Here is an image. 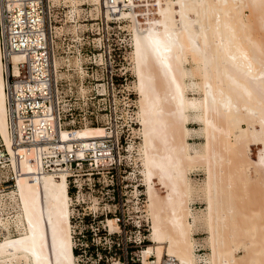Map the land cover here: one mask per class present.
Instances as JSON below:
<instances>
[{"label": "bare ground", "instance_id": "6f19581e", "mask_svg": "<svg viewBox=\"0 0 264 264\" xmlns=\"http://www.w3.org/2000/svg\"><path fill=\"white\" fill-rule=\"evenodd\" d=\"M93 1L104 18L118 11L131 22L142 137L138 150L154 243L141 250V261L143 256V264H152L148 258L152 252L156 261L167 254L177 264H264V211L257 206L248 209L232 189L237 190L239 181L247 186L255 179L251 167L256 178L263 177L256 181L264 186L260 173L264 169V0H156L158 17L149 16L146 22L139 19L136 0ZM63 2L70 7L71 0ZM58 4L61 0H52L53 6ZM255 24L260 35L253 34ZM52 25L55 35H61L63 26ZM79 29L72 27L78 37L83 32ZM18 58L12 54L14 61ZM74 63L83 72L79 56ZM53 64L56 75H61L55 55ZM4 69L0 47V138L14 153ZM189 121L201 127L192 130ZM92 125L76 128L72 138L84 141L106 134L104 126ZM194 134L203 136L204 142L191 144ZM61 135L66 136L65 128ZM254 143L260 144L256 157L251 155ZM10 159L8 165L16 168L17 159ZM233 159H240V164H233ZM197 163L206 174L199 185L189 175ZM20 166L9 194L18 206L13 219L16 231L11 233L10 222H4L7 232L0 239V264H75L69 173H34L36 166L25 159ZM197 190L207 206L194 211L190 200ZM107 221L111 227L117 225L116 218ZM197 224L208 233L210 252L203 259L195 252L198 242L192 236ZM241 247L244 253L237 254Z\"/></svg>", "mask_w": 264, "mask_h": 264}, {"label": "rangeland", "instance_id": "374dc122", "mask_svg": "<svg viewBox=\"0 0 264 264\" xmlns=\"http://www.w3.org/2000/svg\"><path fill=\"white\" fill-rule=\"evenodd\" d=\"M136 2L138 6H135V8L142 22H146V18L149 16L152 18L158 17V5L156 0H136ZM86 4H88L89 7H86ZM57 6L58 5H55L54 7V22L52 23L57 26H63V31L67 32L68 36L74 35L72 27L80 28L78 31H84L90 28L96 31L98 27H106L109 37L108 42L112 48L111 59H113L114 67H116L118 71H125V78L114 82V93L96 95L89 99V96L94 95L95 85H102V83L106 84L105 81L83 78L80 80V71L76 67L74 60L76 56H79L81 60H83L84 57H86L85 53L83 51L77 52L76 49H74L72 53H67L65 55L59 50L57 56L60 60V64L64 66L66 64L75 69H70L68 71L61 69L62 71H59L62 73L64 72L70 77L69 83L66 82L63 86V104L65 106L74 105L77 107V110L79 107L88 111L93 110L99 117H104V107L112 105V101H114L115 105L118 107L129 105L128 111L134 110L136 112V123L133 125V134L131 135L129 132V137H127L128 146H132L133 148L127 146V150L124 151L126 164L121 166L119 172L102 169L100 172L92 175L79 171L68 178V183L70 185L69 192L72 198L71 209L73 211L71 213L73 226L72 236L74 244L78 247L79 251L75 256V264H128L127 259H130L135 264H143V256L141 261L140 251L146 249L150 245H154V243L150 239L152 224L148 207V195L146 193V185L142 174L143 166L141 165L142 161L139 158L141 156L138 150L142 137L140 135L141 125L139 123V94L135 88L136 76L133 67L132 32L129 28L131 22L129 18H121L118 11L113 12L111 18H104L102 11L98 8L99 5L94 4L93 0H71L70 7ZM125 9L129 11L131 8L125 6ZM250 13L249 11L246 12L248 16H251ZM60 29L61 28H59V32ZM252 30L254 35H260L261 33L257 24L253 25ZM80 34H89V38L84 37L86 39H90L97 35V33L94 32L92 34L88 30H85L83 33L79 32V35ZM61 36L62 35L58 33L57 44L60 43ZM69 43H71V40ZM70 48L75 47L71 46ZM65 58H69L71 63L65 60ZM62 73L61 75H64V73ZM125 115L120 116V113H117V118L112 119V123L118 125L123 123L126 118ZM103 120H105V118H103ZM187 124L192 130L201 127L199 123L194 121H189ZM92 126L103 125L99 123L93 124ZM191 137L189 138V142L193 145L204 142L203 136L194 134L191 135ZM0 143L2 144L1 138ZM251 145V155L253 157L258 156L260 144L254 143ZM1 148L2 146L0 145V150ZM236 162L240 164L241 160L233 159V164L238 165ZM198 164L199 163L189 172L192 181L196 185L201 184L206 178L202 165L199 166ZM223 165L226 164L223 162ZM10 168V165L2 160L0 163V219L2 218L0 220V239H2L7 232V229H5V221L8 220V222H10L8 223V229L10 228L9 230L11 233H15L16 231L14 229L13 219L17 213L18 206L14 199L9 196L15 184L12 185L9 179ZM249 173L253 179L255 178L251 183L246 186L245 184H241L243 182L240 183L239 181V183H237V181L235 180V182L233 179V181L238 184V188L237 190L234 189L236 187L232 189L236 191L235 195L240 203L245 201L243 204L245 205L246 203L245 206L248 204V209H250L251 206H257L260 211L262 209L263 213L264 186H261L262 184L259 182L263 177H257L259 181H256L257 172L255 168L252 167ZM260 173L264 176V169H262ZM240 180H242V178ZM156 186L162 194H165L164 189H161L159 184H156ZM201 193V190H197V193L195 192L192 194V202L190 200V205L194 211L203 210L207 206L203 194ZM245 206L244 210L246 209ZM247 211L249 212L250 210ZM262 215L261 220L264 219V214ZM108 218H116L117 225L111 227L107 221ZM192 236L195 242L200 243L202 251L208 254L210 250L206 241V237L208 236L206 227L203 224H197L193 230ZM91 242H94V245H92ZM165 249H167L166 243ZM235 252L237 254L244 253L242 247Z\"/></svg>", "mask_w": 264, "mask_h": 264}, {"label": "built area", "instance_id": "2783aa9c", "mask_svg": "<svg viewBox=\"0 0 264 264\" xmlns=\"http://www.w3.org/2000/svg\"><path fill=\"white\" fill-rule=\"evenodd\" d=\"M58 6L64 7L63 0ZM54 7L52 0H0V47L5 64L7 126L15 148L14 153H9L0 143V163L4 160L9 164L11 156L17 159L16 168L11 165L9 169L12 185L21 170L22 159L36 166L34 173L66 171L68 178L79 171L92 175L102 169L119 172L126 164L127 137L129 132L133 134L136 123V112H129V105L118 107L114 101L104 107V117H99L93 110L82 107L77 110L74 105L63 104V86L69 83L70 77L56 75L53 57L59 50L65 55L74 49L85 53L86 57L80 63L84 69L79 74L80 80L105 81L106 84L95 85L94 95L89 99L114 93V82L125 78V71L114 67L106 27H98L96 31L85 29L97 33L90 39L84 38H89V34L68 36L63 31L57 44L52 25ZM13 53L19 55L16 61L12 59ZM61 65L58 71L75 70L66 64ZM117 113L120 116L126 114L124 122L119 125L112 123ZM99 123L106 130L104 136L84 141L72 138L76 128ZM62 128L66 129L65 137L61 135ZM195 252L199 259H203L205 252L199 242L195 245ZM148 258L152 264H177L175 257L167 254L160 261H156L152 252Z\"/></svg>", "mask_w": 264, "mask_h": 264}, {"label": "trees", "instance_id": "16d2710c", "mask_svg": "<svg viewBox=\"0 0 264 264\" xmlns=\"http://www.w3.org/2000/svg\"><path fill=\"white\" fill-rule=\"evenodd\" d=\"M92 245H94V242H91ZM114 244V243H113ZM106 249V248H105ZM73 252L75 253V255L78 254V247L76 245L73 246ZM128 260V264H135L133 261H131L130 259H127Z\"/></svg>", "mask_w": 264, "mask_h": 264}]
</instances>
